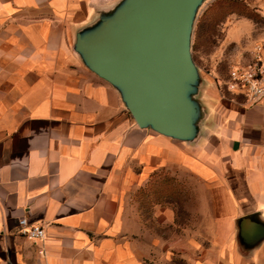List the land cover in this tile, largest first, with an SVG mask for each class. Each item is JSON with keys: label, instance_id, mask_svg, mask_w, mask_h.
<instances>
[{"label": "crops", "instance_id": "obj_1", "mask_svg": "<svg viewBox=\"0 0 264 264\" xmlns=\"http://www.w3.org/2000/svg\"><path fill=\"white\" fill-rule=\"evenodd\" d=\"M118 1L0 0V264H172L176 248L187 264H264V238L242 236L264 227V104L201 76L195 142L141 128L73 48ZM158 175L197 202L202 224L177 242L134 199ZM23 218L45 238L22 236ZM152 218L174 229L173 203Z\"/></svg>", "mask_w": 264, "mask_h": 264}, {"label": "water", "instance_id": "obj_2", "mask_svg": "<svg viewBox=\"0 0 264 264\" xmlns=\"http://www.w3.org/2000/svg\"><path fill=\"white\" fill-rule=\"evenodd\" d=\"M205 0H119L76 34L74 51L110 83L141 128L195 142L205 111L201 75L191 53L192 30ZM264 238L259 226L242 235Z\"/></svg>", "mask_w": 264, "mask_h": 264}, {"label": "rangeland", "instance_id": "obj_3", "mask_svg": "<svg viewBox=\"0 0 264 264\" xmlns=\"http://www.w3.org/2000/svg\"><path fill=\"white\" fill-rule=\"evenodd\" d=\"M235 29H238L241 36L237 41H230V34ZM262 40L264 0H205L198 9L192 30V58L202 78L209 77L224 94L236 96L228 88L231 73L237 67L249 63L254 44ZM240 98L245 101L242 96ZM157 196L177 197V201L173 202L176 211L174 229L161 224L157 226L156 220L152 218L155 206L162 205L163 201L160 198L157 200ZM194 196L192 188L176 183L175 179H164L153 187L142 188L134 199L143 212L145 225L153 231L157 229L162 238L175 237L177 242L182 236L183 225L202 224L196 213L197 202ZM180 250L181 248L172 250V264H187Z\"/></svg>", "mask_w": 264, "mask_h": 264}, {"label": "built area", "instance_id": "obj_4", "mask_svg": "<svg viewBox=\"0 0 264 264\" xmlns=\"http://www.w3.org/2000/svg\"><path fill=\"white\" fill-rule=\"evenodd\" d=\"M229 90L245 98L251 105L264 104V40L256 42L251 51V59L245 66L237 67L231 73ZM20 234L27 239L43 240L45 228L30 224L27 219L19 220Z\"/></svg>", "mask_w": 264, "mask_h": 264}, {"label": "trees", "instance_id": "obj_5", "mask_svg": "<svg viewBox=\"0 0 264 264\" xmlns=\"http://www.w3.org/2000/svg\"><path fill=\"white\" fill-rule=\"evenodd\" d=\"M160 178H161V181H159ZM164 179L166 181L174 180L173 178H170V177H167V176H164V175H158V176H154L146 187H153L155 184H158V182L162 183L164 181ZM159 198H160L161 201L163 200L162 203H161L162 205H166V203H168V202L173 203V202L177 201L176 200V198H177L176 196H157V200H159Z\"/></svg>", "mask_w": 264, "mask_h": 264}]
</instances>
